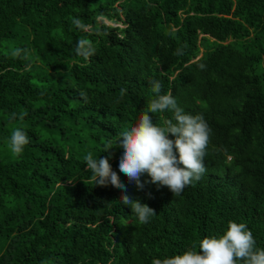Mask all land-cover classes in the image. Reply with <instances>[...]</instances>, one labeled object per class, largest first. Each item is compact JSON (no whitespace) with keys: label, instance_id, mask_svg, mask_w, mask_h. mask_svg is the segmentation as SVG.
I'll use <instances>...</instances> for the list:
<instances>
[{"label":"trees","instance_id":"16d2710c","mask_svg":"<svg viewBox=\"0 0 264 264\" xmlns=\"http://www.w3.org/2000/svg\"><path fill=\"white\" fill-rule=\"evenodd\" d=\"M79 39L95 54L77 55ZM17 47L28 59L12 58ZM152 81L211 132L206 173L179 197L147 173L138 188L109 150L126 194L156 211L140 224L84 157L108 156L155 98ZM17 128L29 138L20 155ZM229 221L264 249V0H0V264H152Z\"/></svg>","mask_w":264,"mask_h":264},{"label":"clouds","instance_id":"9594fccd","mask_svg":"<svg viewBox=\"0 0 264 264\" xmlns=\"http://www.w3.org/2000/svg\"><path fill=\"white\" fill-rule=\"evenodd\" d=\"M72 24L78 29L86 30V26L79 18H73ZM107 28H115L111 21L105 20ZM76 54L85 59L95 54V48L87 39H79L76 45ZM183 55V49L174 53ZM12 58L28 59L27 49L14 48ZM201 70L206 65L198 64ZM152 93L155 95L138 121H133L128 127L117 133L116 140L108 146L105 152L108 156L94 158L89 152L85 157L86 167L90 170L95 184L112 186L121 189V203L129 205L132 213L140 224H147L154 217L156 211L147 204L132 200L126 193L127 187L120 180L117 172L109 164V157L113 147L121 149L118 159V169L130 182H135L138 188H143L140 176L147 173L150 183L158 188L166 186L174 197H179L184 188L199 181L206 173L204 157L209 143L211 129L201 115L188 114L181 108L176 99L170 94H161L162 85L152 81ZM126 89H121V95ZM81 96L87 99L85 93ZM172 113V118L161 127L153 123L149 113ZM27 113H20L23 119ZM17 114L13 113L12 118ZM171 134L174 138H169ZM29 143L25 131L20 128L12 131L10 136V151L20 155L24 146ZM198 249V250H197ZM264 264V249L255 246L252 232L244 223L229 221L227 229L219 237H204L193 243L191 248L181 254H175L163 259H153L152 264Z\"/></svg>","mask_w":264,"mask_h":264},{"label":"rangeland","instance_id":"374dc122","mask_svg":"<svg viewBox=\"0 0 264 264\" xmlns=\"http://www.w3.org/2000/svg\"><path fill=\"white\" fill-rule=\"evenodd\" d=\"M1 247V246H0Z\"/></svg>","mask_w":264,"mask_h":264}]
</instances>
